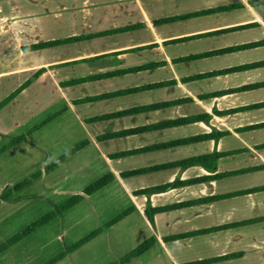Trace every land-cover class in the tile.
Instances as JSON below:
<instances>
[{
	"label": "crops",
	"instance_id": "crops-1",
	"mask_svg": "<svg viewBox=\"0 0 264 264\" xmlns=\"http://www.w3.org/2000/svg\"><path fill=\"white\" fill-rule=\"evenodd\" d=\"M72 37L86 38L33 47ZM216 51L221 52L197 56ZM148 65L155 67L126 71ZM29 92H35L33 98L19 101ZM38 92L51 104L61 102L52 119L68 114L77 122L86 137L76 152L85 155L93 146L90 161L105 162L104 175L113 176L109 184H117L130 200L137 190L208 175L217 177L138 197L145 206L160 207L264 187V0H0V127L8 124L16 105H36ZM125 111L133 112L112 116ZM203 114L208 122L149 128ZM105 115L111 116L94 120ZM211 130L222 135L148 149ZM106 134L115 136L98 139ZM128 151L134 152L113 156ZM213 152L223 155L212 170L174 165ZM167 164L173 166L127 174ZM258 217H264V189L158 213L153 226L144 216L153 246L170 264L238 253L210 264H264V221L164 240Z\"/></svg>",
	"mask_w": 264,
	"mask_h": 264
},
{
	"label": "rangeland",
	"instance_id": "rangeland-1",
	"mask_svg": "<svg viewBox=\"0 0 264 264\" xmlns=\"http://www.w3.org/2000/svg\"><path fill=\"white\" fill-rule=\"evenodd\" d=\"M34 93L21 96L19 101L25 103L27 97H34ZM47 97L39 93L36 105L28 108H25L26 104L16 105L8 124L4 121L0 127V148L19 135L25 136L23 141L0 153V195L31 174L42 173L19 192H13L8 201L0 202V244L50 211L54 204L81 193L104 175L102 163L105 162L90 161L95 151L93 146L85 155L74 152L52 171L43 173L46 164L73 149L83 140L82 136L86 137L68 114H60L46 122L61 107L59 100L51 104ZM138 196L132 192L134 198L130 200L117 184H107L1 252L0 264H43L65 246L103 227L104 223L131 207L132 211L120 221L103 228L92 240L55 263L118 264L125 254L153 235L151 225L147 226L143 215V199ZM161 253L155 245L125 264H170Z\"/></svg>",
	"mask_w": 264,
	"mask_h": 264
},
{
	"label": "trees",
	"instance_id": "trees-1",
	"mask_svg": "<svg viewBox=\"0 0 264 264\" xmlns=\"http://www.w3.org/2000/svg\"><path fill=\"white\" fill-rule=\"evenodd\" d=\"M128 28H130V27H128ZM128 28L126 27V28L118 29L116 31L117 32L118 31H123V30H126ZM85 38L86 37H72V38L58 40V41H52V42H47V43H39V44L34 45L33 47H35L36 49H41V48H45L47 46L59 45V44L67 43V42H72V41L85 39ZM219 52H221V51L201 54V55H197V56L198 57L207 56V55L216 54V53H219ZM153 67H155V65H148L146 67H135V68H132V69H129V70H126V71L127 72H134V71H137V70H139L141 68H153ZM83 80H85V81L86 80H91V78L90 77H86ZM30 81L28 80V81L24 82L8 98H6L4 100V102L11 100L18 92H20L24 87H26L30 83ZM76 82H81V80L70 81L69 83L70 84H74ZM162 85H163V83L155 84V85L147 86L146 88H155V87H159V86H162ZM143 88L144 87L136 88V89H133V90L120 91V92H116V93L105 95V96L106 97L116 96V95L127 93V92L139 91V90H141ZM97 98H102V97L101 96L100 97H91V98H88L86 100L93 101V100H96ZM177 102H179V101L169 102V103L154 104V105H150V106L143 107V108H140V109H137V110H133V111H142V110L156 109V108H160V107H163V106H166V105H169V104H175ZM2 104H3V102L0 104V106ZM133 111H125V112H120V113H114V115H112V116H121V115H124L126 113L133 112ZM110 116L111 115H105V116H102V117H97L94 120H100V119L108 118ZM209 118H210L209 115H204V114L203 115H196V116H190V117L176 119V120H172V121L162 122V123H159L157 125L150 126L149 128H155L156 129V128H163V127H167V126L184 125V124L193 123V122H197V121L208 122ZM51 119H52V116L48 117L46 122L51 120ZM259 126H262V125H259ZM147 128L148 127L142 128V129H139L138 131H142V130H145ZM221 135H222V133H219V132L211 130V132L209 134H207V135H200V136H196V137L185 138V139L178 140V141H176L174 143H169V144H166V145H163V146H154V147H150L148 149H158V148L164 147V146H173V145H179V144L190 143V142H198V141L205 140V139H214L215 140L218 137H220ZM112 136H115V135L106 134V135L100 136L98 139L102 140V139H106V138L112 137ZM24 139H25L24 135H19V136L13 138L8 144H6V145H4V146H2L0 148V153H3L7 149L17 145L18 143H20ZM83 146H84V143H80V144L76 145L73 149H71L69 152L62 154L61 156H59L55 160H53V161L49 162L48 164H46L44 166V168H43V173L46 174V173L52 171L55 167H57L58 164H60L61 162L65 161L68 157H70L77 150L81 149ZM132 152H134V151L121 152V153H118V154L113 155V156L114 157H122V156L129 155ZM222 155H223L222 153L213 152V153H210V154H207V155H200V156L190 157V158H187L185 160L179 161V162H177L174 165H177L180 168H185V167H188V166L197 165V166H203L204 168H206L208 170H210V169L212 170L213 166L215 165V161L217 160L218 157H220ZM168 166H173V165H168L167 164V165H163V166L144 168V169H140V170H136V171H130L127 174L131 175V174H139V173H144V172H150V171L157 170V169L164 168V167H168ZM41 174L42 173L40 171H37V172L31 174L30 176H28L23 181L15 184L13 186L12 190H7V191H5L4 193H2L0 195V202L1 201H8L10 195L13 192H19L20 190L25 188L27 185H29L30 183H32L33 181L38 179L41 176ZM216 177H217V175H212V176L208 175V176L192 178V179H189V180H186V181H179L178 179H176L175 181H173L171 183H167V184H163V185H158V186H153V187L137 190V191L134 192V195H136V196L137 195H142V196H145V197H149L151 194L164 192V191H167L169 189L177 188V187H181V186H185V185H191V184H195V183H202V182H205V181H209L211 179L213 180ZM112 179H113V176L110 173H107V174L101 176L100 178L94 180L92 183H90L87 187H85L82 190L81 193H77V194L71 195L70 197H68L67 199L62 201L61 203L54 204L50 211L46 212L39 219H37L36 221L31 223L27 227L23 228L22 230H20L16 234H14L9 239H7L4 242H2L0 244V253L3 252L4 250H6L7 248H9L10 246L14 245L15 243H17L21 239L29 236L31 233L36 231L38 228H40L43 225L49 223L51 220H54L55 218L62 216L64 213H66L72 207H74L75 205H77L80 202H82L85 197L90 196L93 193H96L97 191H99L100 189L105 187L107 184H109L112 181ZM262 189H264V187L246 189V190H243V191H239V192L231 193V194H226V195H223V196L214 195V196H209V197H201V198H197V199H194V200H188V201H183V202L172 203V204L163 205V206H160V207H151L150 204H147L145 206L144 210H143V213H144V216L146 217L147 221L149 222V224L151 226H153V216L155 214L162 213V212H167V211H171V210H176V209H181V208H186V207H190V206L200 205V204H206V203L214 202V201H216V200H218L220 198H227V197H233V196H238V195H244V194L253 193V192H256V191H259V190H262ZM131 211H132V208H127V209L123 210L122 212L117 214L115 217L110 219L108 222L104 223L103 227H98V228L90 231L88 234H86L85 236H83L79 240L73 242L72 244H70L68 246H65L64 249L61 252H59L58 254H56L55 256H53L52 258H50L48 261L44 262L43 264H55L56 262L60 261L66 255H68L69 253H71L74 250L78 249L80 246H82L83 244L89 242L94 237H96L98 234H100L103 231V228H108L109 226L113 225L114 223L120 221L122 218H124L126 215H128ZM261 221H264V217L252 218V219H247V220H243V221L236 222V223L225 224V225H222V226H219V227H214V228H211V229H204V230L194 231V232H190V233L169 236V237L164 238V240H165V242L174 241V240H177V239L187 238V237L194 236V235L205 234V233L211 232L213 230L226 229V228H230V227H234V226H242V225L254 224V223H257V222H261ZM154 242H155L154 237L150 236L149 238H147L146 240H144L140 244H138L131 251H129L127 254H125L118 261V264H125V263L129 262L130 259L140 256L146 250L151 248L154 245ZM239 256H240L239 253L238 254H229V255H225L223 257L202 259V260L191 261V262L182 263V264H210V263L215 262V261L229 260V259L237 258ZM114 264H116V263H114Z\"/></svg>",
	"mask_w": 264,
	"mask_h": 264
}]
</instances>
